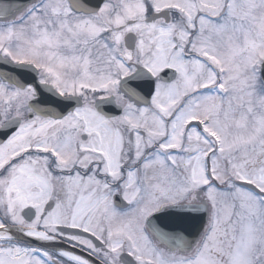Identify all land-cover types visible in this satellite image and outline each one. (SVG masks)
<instances>
[{
  "label": "snow or ice",
  "instance_id": "obj_1",
  "mask_svg": "<svg viewBox=\"0 0 264 264\" xmlns=\"http://www.w3.org/2000/svg\"><path fill=\"white\" fill-rule=\"evenodd\" d=\"M0 264H264V0H0Z\"/></svg>",
  "mask_w": 264,
  "mask_h": 264
}]
</instances>
